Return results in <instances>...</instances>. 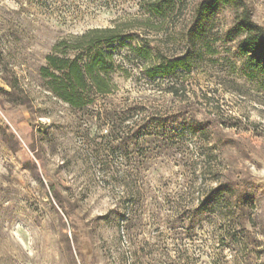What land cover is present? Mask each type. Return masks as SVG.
Instances as JSON below:
<instances>
[{
  "label": "rangeland",
  "instance_id": "374dc122",
  "mask_svg": "<svg viewBox=\"0 0 264 264\" xmlns=\"http://www.w3.org/2000/svg\"><path fill=\"white\" fill-rule=\"evenodd\" d=\"M199 1L0 0V264H264V79L229 8L192 46ZM95 27L112 91L77 108L41 69Z\"/></svg>",
  "mask_w": 264,
  "mask_h": 264
},
{
  "label": "trees",
  "instance_id": "16d2710c",
  "mask_svg": "<svg viewBox=\"0 0 264 264\" xmlns=\"http://www.w3.org/2000/svg\"><path fill=\"white\" fill-rule=\"evenodd\" d=\"M223 8L234 13V19L226 32L229 41L236 42V51L242 57L243 72L248 78L264 79V25L253 18L247 0H200L192 16L188 39L196 45L198 27L206 23L213 14ZM116 27H95L77 35L76 43L62 39L46 57L47 66L42 67L48 78L47 87L58 98L73 107L83 108L96 95L112 91L110 72L115 67L112 53L100 47L119 38ZM146 55L140 53L138 56ZM186 56L174 59L173 67H187ZM162 64L145 66L141 74L153 78L160 72ZM178 93L179 87L169 89Z\"/></svg>",
  "mask_w": 264,
  "mask_h": 264
}]
</instances>
